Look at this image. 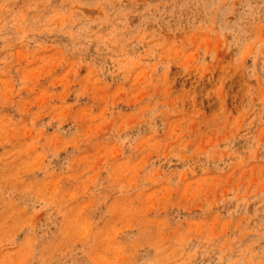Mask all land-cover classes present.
Returning a JSON list of instances; mask_svg holds the SVG:
<instances>
[{"label": "rangeland", "instance_id": "rangeland-1", "mask_svg": "<svg viewBox=\"0 0 264 264\" xmlns=\"http://www.w3.org/2000/svg\"><path fill=\"white\" fill-rule=\"evenodd\" d=\"M0 264H264V0H0Z\"/></svg>", "mask_w": 264, "mask_h": 264}]
</instances>
